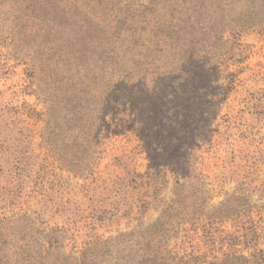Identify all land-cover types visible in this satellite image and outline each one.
Wrapping results in <instances>:
<instances>
[{"label": "rangeland", "instance_id": "374dc122", "mask_svg": "<svg viewBox=\"0 0 264 264\" xmlns=\"http://www.w3.org/2000/svg\"><path fill=\"white\" fill-rule=\"evenodd\" d=\"M250 217L264 0H0V264H231Z\"/></svg>", "mask_w": 264, "mask_h": 264}, {"label": "trees", "instance_id": "16d2710c", "mask_svg": "<svg viewBox=\"0 0 264 264\" xmlns=\"http://www.w3.org/2000/svg\"><path fill=\"white\" fill-rule=\"evenodd\" d=\"M238 231L229 234L231 238V250L233 253L228 254L231 264H264V249L256 248V242L259 238V225L250 217L246 221H239L237 224ZM242 245L244 249H253L250 251V255H245L242 252L243 249H238L237 246ZM254 258V260L252 259ZM262 262V263H259ZM239 262V263H238Z\"/></svg>", "mask_w": 264, "mask_h": 264}]
</instances>
